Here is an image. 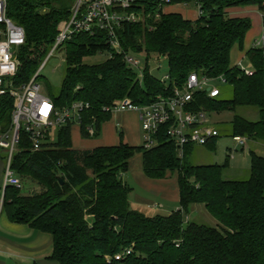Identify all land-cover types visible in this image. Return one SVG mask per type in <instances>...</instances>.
I'll use <instances>...</instances> for the list:
<instances>
[{"label": "trees", "instance_id": "1", "mask_svg": "<svg viewBox=\"0 0 264 264\" xmlns=\"http://www.w3.org/2000/svg\"><path fill=\"white\" fill-rule=\"evenodd\" d=\"M145 1V0H144ZM74 0H6V14L23 26L25 44L19 51L20 66L16 85L26 83L48 54L60 21L68 18ZM145 20L126 23L120 30L124 51L166 58L168 82L148 71L140 82L127 67L123 56L111 51L102 34H76L65 43L64 74L58 94L48 95L58 107L84 101L90 109L81 113L79 133L88 137L85 126L96 120L97 131L109 119L102 107L128 97L134 104L146 105L158 95H169L173 85L181 86L191 73L207 77L223 76L232 87L230 99L211 98L195 91L187 109L235 111L237 106H254L259 120L233 115L231 135L264 140V46L245 52L253 73L246 75L230 65L234 45L243 49L248 17H231L227 8L254 5L264 9V0H203L202 16L195 20L179 13H163L154 18L147 3ZM149 11V13H148ZM111 52L100 63H85V57ZM40 80V76L37 78ZM13 100L0 97V131L11 124ZM73 122L57 128L58 140L48 136L40 149L32 150L26 134L12 154L10 167L22 180L35 185L30 193L7 186L1 212L16 223H24L52 237L51 258L59 264H264V157L249 151V177L224 179V164L192 165V147L187 144L179 156L167 125L156 135L151 148L131 146L120 140L114 146L75 148ZM98 134V133H97ZM215 137L205 144L214 150ZM141 155L143 172L161 179L177 173L179 208L170 214L146 215L130 207L131 188L122 180L130 160ZM61 181H60V179ZM1 198V194H0ZM193 203H201L216 226L185 222ZM131 249L123 259L107 263L113 256Z\"/></svg>", "mask_w": 264, "mask_h": 264}, {"label": "built area", "instance_id": "2", "mask_svg": "<svg viewBox=\"0 0 264 264\" xmlns=\"http://www.w3.org/2000/svg\"><path fill=\"white\" fill-rule=\"evenodd\" d=\"M146 1V0H145ZM144 0H74L68 18L58 24V32L54 42L36 72L30 79L21 85H16L14 76L20 66L19 51L25 44V30L22 25L13 21L6 14V0H0V97L9 96L13 100L11 111V124L8 130L0 131V148L8 151L3 172L1 186L0 212L2 195L7 186L22 187L20 178L10 167L12 154L16 151L20 141V132L23 131L30 143L32 150L40 149L49 135L50 129L59 127L68 122L80 124L81 113L90 109V104L84 101H74L64 107H58L53 99L42 92L38 81L40 70L48 58L64 49L65 43L76 34H88L95 36L102 34L109 44L112 52L121 54L130 69L138 71L136 75L141 82L144 69L135 53L124 51L121 47L119 30L126 23H137L145 20L147 4ZM203 0H148L153 5L154 18H159L166 13L164 8L174 5H186L194 2L197 18L202 16L201 4ZM261 17V31L253 40L252 47L264 46V9L259 11ZM111 56V52L108 53ZM138 54V55H137ZM149 67V65L147 64ZM160 66V65H159ZM246 75L253 73L252 66H242V59L236 64ZM168 82V74L160 78ZM224 82L223 76L207 77L203 74L191 73L181 86L173 85L171 94L158 95L150 104H134L128 97L114 100L110 105L102 107L104 113H120L134 111L143 130V142L145 148H151L157 144L154 137L158 130L166 127V135L174 141L178 155L181 156L183 147L187 144L205 145L211 139L219 137L218 129L212 125L209 114L205 111H190L187 109L195 91H204L208 97L214 98L220 94L213 81ZM88 137L96 136L98 131L96 120L85 126ZM235 144L247 147V139L244 136H232ZM131 249H125L113 256H106L107 263L112 260H121L130 254Z\"/></svg>", "mask_w": 264, "mask_h": 264}, {"label": "rangeland", "instance_id": "3", "mask_svg": "<svg viewBox=\"0 0 264 264\" xmlns=\"http://www.w3.org/2000/svg\"><path fill=\"white\" fill-rule=\"evenodd\" d=\"M164 11L168 12H175L181 14L185 19L188 20H194L197 18L196 14V6L194 2H190L186 5H174V6H167L164 8ZM226 14L228 16H240V17H248L252 23L251 28L246 33V40L247 38L250 39L251 37L255 36L258 32L256 28V21L257 15L259 10L254 5H247V6H240V7H231L227 8L225 10ZM138 53H142L141 55H138V59L143 67V69L146 68V65L148 64L149 67L148 71L151 75H153L156 78H161L164 75L168 74L169 68L166 58H158L156 55H149L147 58L145 52L143 50H140ZM239 56L238 48H235L231 55V61H235ZM109 54L107 52L103 53H97L90 57H85L84 62L85 63H100L102 61H105L108 59ZM64 60H65V49L61 50L59 53L58 51L55 52L54 55L50 56L48 60L46 61L43 68L40 70V80L39 83L41 85L42 92L52 95H57L61 86L63 74H64ZM160 65V66H159ZM242 66L243 67H249L250 62L249 60L244 57L242 59ZM135 74H138V71H134ZM138 79V77H137ZM213 85L217 86L220 90V94L217 98L219 99H230L232 96V87L220 80H215L212 82ZM210 121L212 125H214L218 131H219V138L217 139L216 146L214 150H210L205 145H195L192 147L191 154L188 156V162L192 165H210V164H224L228 163L231 168H224L222 177L224 179H236V180H245L249 177V168H250V155L248 150L243 148L241 145H236L235 142L232 140L231 135V125L230 121L233 117V115H239L243 118H246L250 121H256L259 120V112L258 109L254 106H237L235 108V111H220V112H211L208 113ZM139 124V128L141 131V134H143V130L141 128V124L138 120V118L130 119L128 122H124L122 124L123 129L127 130L129 126H136V124ZM127 133V132H126ZM124 135L123 138H120L119 135L114 138L115 143H119L120 140L124 142H128L127 135ZM79 127L78 124H74L72 126V137H73V146L75 148L83 146V142L86 141L87 145L91 148L95 146L97 143H106L107 140H104L106 138L104 135L100 134L93 136V137H84V141L79 142ZM83 138V137H82ZM49 142H56L58 140V132L57 127H53L49 131L48 135ZM249 140V141H247ZM249 150L254 151L258 155H261L264 157V141L259 140V145L254 144L251 145L249 142L250 140L255 139H247ZM143 140H141L142 144ZM140 144V145H141ZM263 144V145H261ZM86 145V146H87ZM230 150L232 151V154L230 153ZM236 150V151H234ZM0 154L4 156L6 159L8 151L6 149L0 148ZM232 157V158H231ZM139 174H141V155L140 153H136L133 158L130 160V168L127 171V173H123V179L124 181H127V185L133 190L132 194H136L138 196H149L152 200L156 202H160V198L151 197L149 191L147 189L143 188V184L139 181L138 177ZM144 176V175H143ZM167 176V177H166ZM166 180L164 183L169 184L170 189L172 188L171 185H177V173L176 172H169L166 175ZM164 177V178H165ZM153 181V180H151ZM156 182V181H155ZM35 185L27 180H22V187L21 193H30V190L35 189ZM172 200V199H168ZM163 202V201H162ZM170 208L168 206H164V210L157 209L156 211L165 214L168 213V211H172L175 204H172L171 201H168ZM167 204V202H166ZM164 205V203H163ZM153 213L149 212V215ZM185 222L188 221H194L201 224H206L210 226H216V221L209 215V213L205 210V215L199 216L196 212L188 210L187 214L184 217Z\"/></svg>", "mask_w": 264, "mask_h": 264}, {"label": "crops", "instance_id": "4", "mask_svg": "<svg viewBox=\"0 0 264 264\" xmlns=\"http://www.w3.org/2000/svg\"><path fill=\"white\" fill-rule=\"evenodd\" d=\"M166 13H170V12L166 11ZM256 15H257V20L255 19V21H256V28L258 32L255 36L251 37L250 39L247 38V40H246V34H245L243 49H240L237 45L233 46L231 50V55H232L233 50L235 48H238L239 56L235 61H231V55H230V65L231 66H236L238 61L245 57V52L250 47H252L253 40L258 36V34L261 31V21L262 20H261L259 12ZM134 118L136 119L138 118L137 113L134 111H125V112L110 114L109 119L104 121L100 125V129L97 134L99 135L100 133L104 135L106 137L104 138V140H107L106 143H102V144L97 143L93 147L114 146L118 144L114 142V138L118 135L120 138H123L126 132H127L126 137L128 138V142L126 143H128L131 146H139L141 144V140H143V134H141L139 124L137 123L136 126L134 127L129 126L127 130L125 129V131L122 126L124 122L126 123L130 119H134ZM71 137H72V133H71ZM78 137H79L78 141L81 142L82 144V142L84 141V138H82L80 133ZM246 139H249V138H246ZM72 143H73V137H72ZM249 143L251 145H253V143L259 145L258 140H250ZM82 145L83 146L78 147V148H90L87 145L86 141H84ZM246 149L248 150V152L250 151L248 147V143H247ZM232 151L233 150H230L231 154H232ZM5 164H6V159L4 158L2 154H0V192H1ZM227 167L231 168L229 164ZM129 168H130V163H129ZM166 177L161 178V179H154V178L148 177L143 172L142 163H141V174H139V177H138L139 181L143 184V188L149 191L148 193L151 194L150 195L151 197L160 198V200H162L163 202L162 201L156 202L152 200L151 198H149V196H138L136 194H132L133 190L131 189L128 194V200L130 203V207L146 215H149V212L153 213L151 215L162 214L156 210L162 209L163 211L164 206H168L170 208L168 201H171L172 204H175L173 207L174 208L173 210L178 209L179 208L178 185L176 186L171 185L172 188L170 189L169 184L164 183L166 181L164 180L166 179ZM122 180L124 181L123 175H122ZM124 182L127 184L126 180ZM168 199H172V200H168ZM190 209L191 211L196 212L199 216L205 215V208H204V205L201 203L191 204L189 207V210ZM170 213L171 212L168 211V213H165L162 215H167ZM187 222L189 221L187 220ZM52 246H53L52 237L49 233L34 230L29 225L24 224V223L12 222L8 219L7 215L4 212H0V264H59L56 260L51 258V254L53 250Z\"/></svg>", "mask_w": 264, "mask_h": 264}, {"label": "water", "instance_id": "5", "mask_svg": "<svg viewBox=\"0 0 264 264\" xmlns=\"http://www.w3.org/2000/svg\"><path fill=\"white\" fill-rule=\"evenodd\" d=\"M60 179V178H59ZM60 181H61V179H60ZM62 182V181H61Z\"/></svg>", "mask_w": 264, "mask_h": 264}]
</instances>
